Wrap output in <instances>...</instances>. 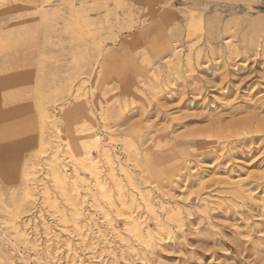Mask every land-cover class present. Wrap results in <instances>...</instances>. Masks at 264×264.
<instances>
[{
  "label": "rangeland",
  "instance_id": "1",
  "mask_svg": "<svg viewBox=\"0 0 264 264\" xmlns=\"http://www.w3.org/2000/svg\"><path fill=\"white\" fill-rule=\"evenodd\" d=\"M0 47V264H264V0H0Z\"/></svg>",
  "mask_w": 264,
  "mask_h": 264
},
{
  "label": "bare ground",
  "instance_id": "2",
  "mask_svg": "<svg viewBox=\"0 0 264 264\" xmlns=\"http://www.w3.org/2000/svg\"><path fill=\"white\" fill-rule=\"evenodd\" d=\"M43 42V41H42ZM36 47V46H35ZM35 47H33V48H35ZM1 49H4L3 47H0ZM32 48V49H33ZM13 53V52H12ZM15 54V53H14ZM16 55V54H15ZM11 57V56H10ZM35 61V60H34ZM35 63V62H34ZM18 68V67H17ZM6 72V71H5ZM4 72V73H5ZM32 73V72H31ZM1 88L2 89H4V90H6L7 88H8V83L6 82V80L5 81H3L2 83H1ZM42 94V93H41ZM41 96V95H40ZM23 105H25V104H23ZM26 105H29V104H27V102H26ZM11 106V105H10ZM44 106V105H43ZM0 107H2V105L0 106ZM23 108V107H22ZM4 109V108H3ZM6 109V108H5ZM7 109H8V106H7ZM6 109V110H7ZM44 109V108H43ZM1 110V109H0ZM21 110V109H20ZM3 112V111H2ZM1 112V113H2ZM5 112V111H4ZM7 112V111H6ZM9 113H11V112H9ZM15 114V113H14ZM11 115V114H10ZM13 115V114H12ZM42 117V116H41ZM7 118V117H6ZM8 120V119H7ZM9 120H12V118L11 119H9ZM42 121V120H41ZM248 120L246 119V120H242V121H240V122H238V123H236V125L237 124H239V125H241V127L242 126H245V124L246 123H248V122H250V121H248ZM43 122V121H42ZM37 123V122H36ZM43 124H44V122H43ZM234 125V124H233ZM238 126V125H237ZM229 127V126H228ZM227 127V128H228ZM239 127V126H238ZM234 128V127H233ZM240 132V131H239ZM77 133H79V130H78V132ZM95 137V136H94ZM92 140V139H91ZM94 140H96V137L93 139V141ZM95 142V141H94ZM93 147V146H92ZM37 149V148H36ZM86 157V156H85ZM89 158V157H88ZM85 160V159H84ZM87 161H89V159L87 160ZM92 163H90V166H92L91 165ZM95 164V163H94ZM93 168L95 167V166H92ZM92 168V169H93ZM28 169V168H27ZM12 173V172H11ZM95 173V172H94ZM54 174L56 175L55 176V178L54 179H56V183L61 187V185L63 184V178H60V177H57V173L56 172H54ZM93 175V174H92ZM113 176V175H112ZM93 177H95L94 175H93ZM72 179V178H71ZM77 180V179H76ZM68 181V180H67ZM96 182V181H95ZM99 183V182H98ZM98 183H96V185H98ZM74 184V183H73ZM93 185H94V183H93ZM64 186V185H63ZM75 186V185H74ZM87 186V185H86ZM85 186V187H86ZM70 187V186H69ZM76 187V186H75ZM97 187H99V191L100 192H102V190H103V185H98ZM78 188V187H77ZM76 188V189H77ZM60 189H62V188H60ZM75 189V188H74ZM88 189V188H87ZM63 190V189H62ZM68 190V189H67ZM107 191H109V190H107ZM61 193H62V191H61ZM104 194V193H103ZM123 195V194H122ZM129 195V194H128ZM19 196V195H18ZM67 196V195H66ZM131 197V196H130ZM1 198V197H0ZM6 198V197H5ZM25 198V197H24ZM107 198V197H106ZM131 199V198H130ZM111 200V199H110ZM121 201H122V199H121ZM126 202V201H125ZM77 204V203H76ZM130 204H131V202H130ZM76 206V205H75ZM74 206V207H75ZM72 207H73V205H72ZM73 207V208H74ZM75 209V208H74ZM76 210V209H75ZM75 214V213H74ZM139 221V220H138ZM131 227L133 228V231H134V233L139 237V238H148L149 236H150V234L148 233V232H142V230H140V225L138 224V222L135 220V219H132V221H131ZM130 226V225H129ZM130 227V229H132ZM149 240V239H148Z\"/></svg>",
  "mask_w": 264,
  "mask_h": 264
}]
</instances>
